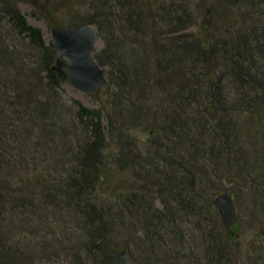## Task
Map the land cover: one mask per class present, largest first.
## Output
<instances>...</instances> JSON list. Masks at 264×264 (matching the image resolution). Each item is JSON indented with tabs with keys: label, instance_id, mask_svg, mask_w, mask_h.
<instances>
[{
	"label": "trees",
	"instance_id": "trees-1",
	"mask_svg": "<svg viewBox=\"0 0 264 264\" xmlns=\"http://www.w3.org/2000/svg\"><path fill=\"white\" fill-rule=\"evenodd\" d=\"M25 1L35 13H67V23H49L52 28L96 26L104 47L94 56L108 67L109 88L118 89L115 112L131 120L147 116L146 105L134 97L148 82L162 86L166 101L144 155L123 141L115 123L109 127L120 138L118 163L132 162L140 168L134 169L136 180L151 184L105 189L102 165L108 141L102 114L74 99L78 109L69 123L75 129L77 120L86 133L81 138L75 134L72 169L63 178L44 180L40 188L30 177H21L26 183L21 191L19 169L25 165L30 132L40 130L46 145L41 149L47 152L63 124L65 107L57 96L63 79L52 41L28 22L20 0H0V264H40L36 249L42 245V225L34 227L32 221L44 212L48 220L72 221L76 231L62 250L82 254L87 264H117L123 250L131 264L227 263L238 238L214 207L211 196L226 191L209 169L227 166L221 180L250 182L252 150L242 139L254 138V122L262 121L257 114L264 112V14L259 15L261 27L254 25V17L245 27L243 21L231 20V13L248 11L249 5L216 0L211 16L200 23L201 32L193 33L187 31L198 17L178 0ZM171 79L178 85L168 90ZM228 79L235 97L226 91ZM44 90L50 94L43 97ZM250 183L254 193V181ZM100 187L114 199L99 198ZM18 218L33 226L30 241L14 242L10 225Z\"/></svg>",
	"mask_w": 264,
	"mask_h": 264
},
{
	"label": "rangeland",
	"instance_id": "rangeland-1",
	"mask_svg": "<svg viewBox=\"0 0 264 264\" xmlns=\"http://www.w3.org/2000/svg\"><path fill=\"white\" fill-rule=\"evenodd\" d=\"M254 2H259V4L254 5ZM178 3L188 5L197 15L198 20L187 31L193 33L201 32V21L211 16V10H215L216 6V0H178ZM234 3L240 4L241 6L247 4L250 8L248 11L246 8H243L240 14H237L238 12L231 13L230 10H225L226 13L229 12L227 15L231 13V20H241L243 21L242 25L247 27L250 23H253L251 19L254 17V25L261 27L262 21L259 15L264 14V0H235ZM19 7L26 16L28 22L42 30L47 42L52 41V27L49 23L62 20L67 23L65 18L69 17L66 15L67 13L63 12H53L52 15H46L38 11L35 13L31 4L25 0H20ZM83 11H86V9ZM249 11H251L252 14ZM259 32H261V30H259ZM262 39L264 40V38ZM148 41L149 38L141 45H146ZM103 47L104 43L102 40H99L97 49ZM25 56L30 62L35 61L28 52ZM106 71L108 74V67H106ZM177 85L178 82L171 79V82H168L167 89L169 90ZM161 87L160 85L156 86L154 83L148 82L145 89L140 91V97H134L138 102L144 103L148 111L147 116L143 117L142 120H131L126 113H117L113 110L114 102H116V97H114V95L118 90L115 86L111 88L108 86L99 92L87 93L63 81L61 83V88L58 89L57 92L58 98L65 107V115L62 117L63 124L60 129L58 128L56 130V134L50 139L51 142L48 143L47 152L41 149L43 145V147L46 145L41 143L44 139L42 138L40 130L35 129L30 132V146L28 145L27 148L28 151L24 161L25 165H20L19 169L20 190L23 191L26 189V183L21 182V177H30L33 183H36L40 188L44 180L58 179V177L64 176V174H67V172L72 169L73 159L78 148L75 142V134L78 135V138H81V136L84 137L86 133L85 128H83L77 120L73 121L75 129L69 123V120L72 119V114L78 109L72 102L74 99L80 101L86 107L100 110L102 114L104 130L108 141L105 151V162L102 165V168L107 173V179L103 183L105 189L111 187L109 186L110 184H120L122 186H129L130 184H134V182L137 185L151 184V180H136L134 169L138 171L140 168L135 165L133 166L132 162L123 166L121 163H118L117 158L120 154V138L118 135L112 134L109 127H111V122L115 123L116 127L120 130H117V132H121L120 134H122L120 136L123 141L130 143V146L135 152L139 151L143 155L146 154L153 140L152 135L155 133H152V130H157L162 120L161 111H159V109L164 106L163 101H166V93H164V89ZM226 87V91L231 94V97H235L236 90L232 84V79H228ZM40 93L43 97L50 94L47 90ZM261 114V117L257 114V116L262 119L261 124L257 123V121L254 122V138L249 139L244 135L242 139L247 149L252 150L249 158L251 162H253V165L249 180L250 182L254 181V193L250 182H240L236 185L228 179L221 180V175L219 174L228 172L227 166H222L220 170H216L215 168L209 169L217 186L234 197L240 217L239 223L232 230V234L238 238V242L231 245V248L227 252L229 256L228 262L224 264H264V112ZM261 155H263L262 161ZM174 156L175 159H178L176 154ZM102 189L104 188H99V198L107 201L114 199L112 196L109 197L108 194H103L101 192ZM216 196L217 195L211 197L214 200ZM156 202L157 206L162 208L161 200L158 199ZM48 216L49 215L44 212L41 214L40 218L34 217V220L31 218L34 227L42 225V230H40L42 233L39 234L42 245L36 249L38 262L40 264H87L82 261V254L79 253V257H75L62 250L63 246L70 243L69 239L73 236V231H76L72 221L67 219L69 221L67 224L65 219H59L58 221L52 219L48 220ZM20 221L21 220L18 218L12 221L10 225L15 243L22 238L26 241L31 240L32 233L30 230H33V226L30 227V225L21 223ZM198 235L200 234L198 233ZM198 235L197 239H199ZM33 242L38 243L39 241L34 239ZM188 254L189 253L185 251L186 259L190 260ZM189 263L192 264L190 261Z\"/></svg>",
	"mask_w": 264,
	"mask_h": 264
},
{
	"label": "water",
	"instance_id": "water-1",
	"mask_svg": "<svg viewBox=\"0 0 264 264\" xmlns=\"http://www.w3.org/2000/svg\"><path fill=\"white\" fill-rule=\"evenodd\" d=\"M51 33L57 55L56 68L64 82L87 93L99 92L109 86L106 68L94 56L100 40L94 24L76 28L55 26ZM213 204L224 226L233 230L240 219L233 196L228 192L220 193ZM117 264H131L126 250L118 253Z\"/></svg>",
	"mask_w": 264,
	"mask_h": 264
}]
</instances>
